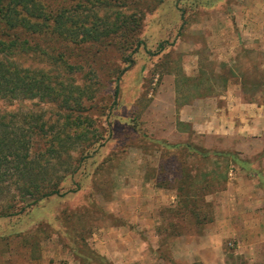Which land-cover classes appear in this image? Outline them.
I'll return each mask as SVG.
<instances>
[{
	"label": "rangeland",
	"instance_id": "rangeland-1",
	"mask_svg": "<svg viewBox=\"0 0 264 264\" xmlns=\"http://www.w3.org/2000/svg\"><path fill=\"white\" fill-rule=\"evenodd\" d=\"M250 213L264 0H0V264H264Z\"/></svg>",
	"mask_w": 264,
	"mask_h": 264
},
{
	"label": "crops",
	"instance_id": "crops-1",
	"mask_svg": "<svg viewBox=\"0 0 264 264\" xmlns=\"http://www.w3.org/2000/svg\"><path fill=\"white\" fill-rule=\"evenodd\" d=\"M245 223H247V232H253V231H258L257 228H259V231L260 230H264V219L259 222V227H253L251 221L248 223V220H246V218H249V220H252V214L250 213L249 215L245 214ZM218 236V235H217ZM212 236H209V238L207 239H204V241L202 243H204L205 245L202 246V248H206V251H204L203 249L200 250V249H196V254L198 255L199 257V260H202V263L203 264H215L213 259L212 258H209L208 257V253H211L212 255H218L219 254V249H220V243L218 244V242H216V244H214V240L213 238H211ZM216 238V236H215ZM255 243V242H254ZM251 245L249 246H246V247H243V249L245 248V250L248 252V253H251L252 250H253V243H250ZM257 244V243H256Z\"/></svg>",
	"mask_w": 264,
	"mask_h": 264
}]
</instances>
